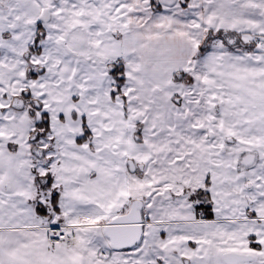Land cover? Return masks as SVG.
Wrapping results in <instances>:
<instances>
[{"label":"snow or ice","instance_id":"1","mask_svg":"<svg viewBox=\"0 0 264 264\" xmlns=\"http://www.w3.org/2000/svg\"><path fill=\"white\" fill-rule=\"evenodd\" d=\"M0 264H264V0H0Z\"/></svg>","mask_w":264,"mask_h":264}]
</instances>
